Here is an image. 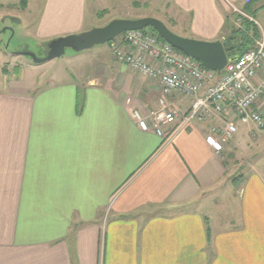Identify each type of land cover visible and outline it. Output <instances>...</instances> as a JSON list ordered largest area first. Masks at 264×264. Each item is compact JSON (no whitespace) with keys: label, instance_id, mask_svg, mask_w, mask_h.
Listing matches in <instances>:
<instances>
[{"label":"crops","instance_id":"0c3cea01","mask_svg":"<svg viewBox=\"0 0 264 264\" xmlns=\"http://www.w3.org/2000/svg\"><path fill=\"white\" fill-rule=\"evenodd\" d=\"M87 1L26 0L11 23L22 28L34 11L43 52L81 30ZM168 1L184 18L179 36L223 42L240 26L230 6L249 0ZM255 14L264 35V9ZM103 53L77 79L43 85L17 68L0 91V264H264V159L232 177V153L251 151L255 126L235 120L232 144L213 136L218 152L206 137L225 115L194 119L169 140L142 131L133 110L149 116L163 97L185 114L191 100ZM203 197L208 217L196 208Z\"/></svg>","mask_w":264,"mask_h":264},{"label":"built area","instance_id":"2783aa9c","mask_svg":"<svg viewBox=\"0 0 264 264\" xmlns=\"http://www.w3.org/2000/svg\"><path fill=\"white\" fill-rule=\"evenodd\" d=\"M109 47L118 62L156 81L164 94L191 100L185 114L172 108L163 97L149 116L133 110L131 117L142 131L152 130L163 140H169L176 130L194 119L225 115L228 120H224L223 128L212 127L210 136L206 137V143L216 152L237 133L235 120L264 133L263 37L254 39L250 49L228 62L220 72L204 68L199 61L143 29L123 32ZM214 135H219L220 147L215 145Z\"/></svg>","mask_w":264,"mask_h":264},{"label":"rangeland","instance_id":"374dc122","mask_svg":"<svg viewBox=\"0 0 264 264\" xmlns=\"http://www.w3.org/2000/svg\"><path fill=\"white\" fill-rule=\"evenodd\" d=\"M0 3V91L5 88L7 89L10 81L12 79H16L14 75H17L19 68H21L20 75L30 74L31 79H36V81L40 82L42 85L45 81H47V79L53 78L55 74L60 73L65 74V76H69L70 78L77 79V72H89V64L102 62L105 59L103 52H107V48H109L110 51V47L108 45L110 43L108 42L95 45L91 49L84 50L79 53H75L67 49L59 58L41 64H36L28 57L20 55L21 52L25 51L26 47L29 48V52H32L38 58L44 56L45 54V50L42 52L36 44L37 42L31 32L32 30L30 29V25H32L34 20H36L33 14L34 11L32 12V17L28 18L27 21H24L22 25L23 27L21 26L22 28H19V26L11 23L13 20L10 18H21L20 12L23 9V4H19L18 0L16 2H14V0H5ZM263 3L264 0L258 1L253 7L254 11L264 9L260 8ZM243 8L244 6L240 7L235 4L230 6V12H232V15L234 16L232 18L233 20L240 22V18H245L243 14L248 16L244 13ZM255 15L256 14H254V16ZM144 17L156 18L162 21L173 33L182 35L180 34V31L182 25L185 24L184 18H181L177 14V11L171 6L168 0H94V2L93 0H88L84 24L81 30L76 34L85 32L91 28L103 27L113 20H136ZM248 18H252L254 23L257 25L256 20L253 17L248 16ZM257 20L260 23V19L258 17ZM7 28L11 29L13 34H11ZM24 28H27L28 31H25ZM259 35V37L264 38V35L261 32H259ZM4 46H6V49ZM80 58L82 59V63L78 68L74 62ZM27 69H30V71H27ZM257 131L258 130L255 128L250 130V132L254 135L253 137L256 136L258 142L255 140L245 146L246 150L248 146V149L251 151L244 152L240 155H236L234 152L232 153V160L236 164L232 167L233 179L237 177L239 173H243V171L253 165V161L255 159H261L260 161L264 159V133L260 132L259 134V131ZM235 135L225 141V145H228V143L232 144V140ZM229 184L230 183H226V188L223 192L232 190ZM203 199L204 197L201 201H199V206H195L202 212V214L208 217L209 214H213V211L211 213H209V211L214 210V206L210 203L211 200L207 199L206 201H203ZM216 211L217 210L215 208V212ZM104 217L109 216L106 214Z\"/></svg>","mask_w":264,"mask_h":264},{"label":"water","instance_id":"95a60500","mask_svg":"<svg viewBox=\"0 0 264 264\" xmlns=\"http://www.w3.org/2000/svg\"><path fill=\"white\" fill-rule=\"evenodd\" d=\"M146 27H151L162 40L183 54L199 61L208 70L220 72L228 62L236 59L230 55L233 48L227 47L225 42L219 40L204 42L181 37L169 30L162 21L152 17L113 20L103 27L56 38L47 44L45 54L40 58L27 50L21 52L20 55L28 57L36 64H41L61 57L67 49L79 53L95 45L110 42L125 31L142 30ZM7 29L13 34L11 29ZM4 48L6 49V46Z\"/></svg>","mask_w":264,"mask_h":264},{"label":"trees","instance_id":"16d2710c","mask_svg":"<svg viewBox=\"0 0 264 264\" xmlns=\"http://www.w3.org/2000/svg\"><path fill=\"white\" fill-rule=\"evenodd\" d=\"M21 1H22L21 3L24 6L26 4V0H21ZM258 1L260 0L247 1L243 8L244 13L254 18V14L256 13V11H254L253 7ZM260 8H264V3L260 6ZM143 30L151 31L157 35V33L151 27H146ZM259 36H260L259 30H258V27L255 25V23L252 21H249L246 18H241L239 27H235L234 25L230 24L229 33L224 38L223 42L226 43L227 47L233 48L230 53L231 57L237 58L242 53L250 49L254 42V39L258 38ZM160 40L162 39L160 38Z\"/></svg>","mask_w":264,"mask_h":264}]
</instances>
